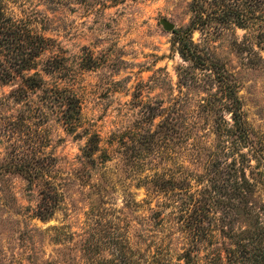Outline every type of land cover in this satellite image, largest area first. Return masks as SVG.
<instances>
[{
    "label": "rangeland",
    "instance_id": "rangeland-1",
    "mask_svg": "<svg viewBox=\"0 0 264 264\" xmlns=\"http://www.w3.org/2000/svg\"><path fill=\"white\" fill-rule=\"evenodd\" d=\"M195 1L0 0V22L45 40L34 67L15 72L30 45L0 34V264H97L110 257L104 246L93 251L108 237L121 238L138 264H227L230 239L204 223L208 235L192 246L185 215L233 164L259 182L255 209L264 205V46L258 13L240 27L220 0H198L211 18L192 40L236 79L251 142L216 134L202 104L216 85L200 70L197 83L178 74L189 63L177 35L194 20ZM30 75L39 86L23 95ZM68 95L79 100L72 130ZM46 191L58 204L41 219ZM215 191L217 219L231 195Z\"/></svg>",
    "mask_w": 264,
    "mask_h": 264
},
{
    "label": "trees",
    "instance_id": "trees-1",
    "mask_svg": "<svg viewBox=\"0 0 264 264\" xmlns=\"http://www.w3.org/2000/svg\"><path fill=\"white\" fill-rule=\"evenodd\" d=\"M225 4L227 9L222 11L227 20H230L228 16L232 15L234 23L240 27H246L248 19L256 13L257 26L260 27L257 37L260 43L264 46V0H220V4ZM195 15L194 20L182 31L178 32L177 44L178 52L183 61L188 62L189 66L180 67V77L182 73H186L185 81L200 82L202 78H199L197 70H200L202 77L212 81L216 85V91L207 95V98L202 99L204 110L208 111L209 114L215 115V131L216 134L229 135L233 138H243L245 143L251 142L249 139L250 132L246 124L244 113L242 109V101L238 95L237 81L234 76L228 73L224 67L215 62L209 53L199 44L192 40L191 34L195 28L204 27L210 21V16H204L200 12V2L196 0L194 2ZM9 20V19H8ZM8 20L4 19L0 22V34L2 36L9 35L21 40L25 37V42L29 46V50L24 53L26 57L17 58L14 61L17 65V71L30 70L34 67L35 58L39 56L43 43L45 40L38 35L31 34L23 26L11 27L8 25ZM7 21V24L5 23ZM4 23V24H3ZM3 24V25H2ZM204 25V26H203ZM27 31H24V30ZM201 29V28H200ZM206 29V28H205ZM18 46V45H17ZM26 46V45H22ZM18 49H20L18 47ZM23 54V53H22ZM16 58V57H15ZM58 59H53L49 63L52 68H57L58 64L51 66L53 62H57ZM189 68V69H188ZM6 70V69H5ZM187 70V71H186ZM189 70H191L189 72ZM204 73V74H203ZM38 78L35 75L26 76L22 79L23 88L20 92L27 93V89H34L39 86L36 84ZM57 95V93H56ZM49 102L55 101L56 97L49 94L45 97ZM68 105V109L64 112L65 122L70 125V129H74L78 122L77 116L79 112L73 113L72 109L78 111L79 100L73 96L68 95L65 97ZM66 112L68 113L67 115ZM230 115L227 120L224 114ZM91 145L88 141V146ZM36 158L32 157L29 161L31 164L36 162ZM39 160V159H38ZM28 164V163H27ZM18 169L28 167L27 165L17 164ZM228 166V165H227ZM239 166V170L237 168ZM249 166V165H247ZM27 169V168H26ZM246 166L244 164H233L229 165V168L225 167L219 175L224 174L219 184H214L212 188L209 186L206 190H200V193H207L204 197L203 203L197 202L192 210L185 215L186 224L185 230L192 239V246L196 245L197 242L205 239L208 235L207 227L203 224L208 225L215 224L220 228L227 238L230 239V245L228 248H224V259L227 264H264V205H261L255 209L258 205L256 199V186L255 184L245 176ZM247 170L250 174L254 173V168L248 167ZM240 173L237 180L232 181V174ZM258 175L259 172H258ZM221 191L220 193H230L231 197L226 198L227 203H223V207L228 209L229 212H224L222 216L217 219L213 216V209L216 200L212 202L210 198L211 192ZM191 198H193L191 196ZM58 204V194L56 191L42 192L41 202L38 206V217L41 219L48 218L54 211ZM215 210V209H214ZM231 213H233L231 215ZM218 223H214V221ZM234 222H237L240 226L234 227ZM103 236L100 238L101 241ZM106 240L103 245H97L93 249L97 254L102 248H106L110 254L109 258L101 259L97 264H138L134 258L133 250L121 242V238L116 237ZM100 243V242H99ZM91 252V250H88ZM96 254V255H97ZM188 259H190V254Z\"/></svg>",
    "mask_w": 264,
    "mask_h": 264
},
{
    "label": "water",
    "instance_id": "water-1",
    "mask_svg": "<svg viewBox=\"0 0 264 264\" xmlns=\"http://www.w3.org/2000/svg\"><path fill=\"white\" fill-rule=\"evenodd\" d=\"M163 27L167 31H172L174 29V25L170 22H167V21H163Z\"/></svg>",
    "mask_w": 264,
    "mask_h": 264
}]
</instances>
